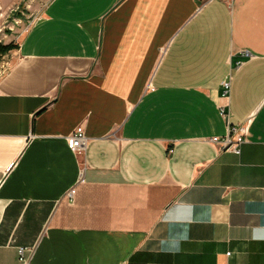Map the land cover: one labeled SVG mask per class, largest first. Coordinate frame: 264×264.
Here are the masks:
<instances>
[{"label":"crops","instance_id":"crops-1","mask_svg":"<svg viewBox=\"0 0 264 264\" xmlns=\"http://www.w3.org/2000/svg\"><path fill=\"white\" fill-rule=\"evenodd\" d=\"M39 1L0 75V264H264V0Z\"/></svg>","mask_w":264,"mask_h":264},{"label":"built area","instance_id":"built-area-1","mask_svg":"<svg viewBox=\"0 0 264 264\" xmlns=\"http://www.w3.org/2000/svg\"><path fill=\"white\" fill-rule=\"evenodd\" d=\"M227 2L231 0H225ZM48 2H46L43 6H45ZM10 9V8H9ZM1 10V8H0ZM38 11V13H40ZM4 13L2 10L0 11V15ZM40 19V15L36 14L31 17L29 23H27L22 32H26ZM16 23L20 22V19L15 20ZM223 87V96L228 98L230 91V76L225 77L221 83ZM228 104H224L220 106V114L226 120V133L223 136H213L210 137L209 141L217 147L219 151L227 150L233 153L239 154L240 145L245 141V135L247 132V122L243 125H231L229 124L228 117L230 115L229 109H227ZM66 143L68 148L76 155H81L84 153L86 144H87V136L85 135L84 128L82 126H77L72 133L67 137ZM84 167L80 168V178L83 174ZM67 194L72 196V190H68ZM30 248L25 246L17 247L18 259L23 264L28 263L27 254L30 253Z\"/></svg>","mask_w":264,"mask_h":264},{"label":"rangeland","instance_id":"rangeland-1","mask_svg":"<svg viewBox=\"0 0 264 264\" xmlns=\"http://www.w3.org/2000/svg\"><path fill=\"white\" fill-rule=\"evenodd\" d=\"M33 2L34 0H22L10 7V9L2 10L4 13L0 15V45L16 44L15 36L20 35L24 26L29 23L31 17L34 16L30 13H38V11H36L37 8L34 9L33 7ZM46 2H48V0L39 1L37 4L40 8V6L44 5ZM13 13H22L24 16L23 18H18L17 14L14 15ZM17 19H20L19 23L15 22ZM15 49L16 48H12L4 52L0 51V75L6 71L14 61Z\"/></svg>","mask_w":264,"mask_h":264},{"label":"trees","instance_id":"trees-1","mask_svg":"<svg viewBox=\"0 0 264 264\" xmlns=\"http://www.w3.org/2000/svg\"><path fill=\"white\" fill-rule=\"evenodd\" d=\"M16 47V45L15 44H8V45H0V51H8V50H10V49H12V48H15Z\"/></svg>","mask_w":264,"mask_h":264}]
</instances>
